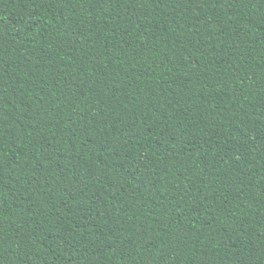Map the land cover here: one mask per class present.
<instances>
[{
	"label": "trees",
	"instance_id": "obj_1",
	"mask_svg": "<svg viewBox=\"0 0 264 264\" xmlns=\"http://www.w3.org/2000/svg\"><path fill=\"white\" fill-rule=\"evenodd\" d=\"M0 264H264V0H0Z\"/></svg>",
	"mask_w": 264,
	"mask_h": 264
}]
</instances>
